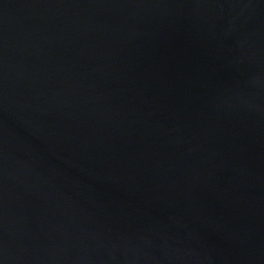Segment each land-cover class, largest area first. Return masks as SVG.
<instances>
[{
    "label": "water",
    "instance_id": "water-1",
    "mask_svg": "<svg viewBox=\"0 0 264 264\" xmlns=\"http://www.w3.org/2000/svg\"><path fill=\"white\" fill-rule=\"evenodd\" d=\"M0 264H264V0H0Z\"/></svg>",
    "mask_w": 264,
    "mask_h": 264
}]
</instances>
